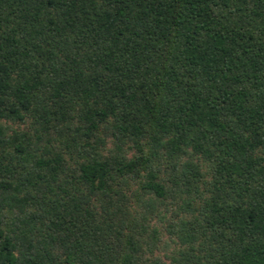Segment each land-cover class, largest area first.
Here are the masks:
<instances>
[{"label":"trees","instance_id":"obj_1","mask_svg":"<svg viewBox=\"0 0 264 264\" xmlns=\"http://www.w3.org/2000/svg\"><path fill=\"white\" fill-rule=\"evenodd\" d=\"M0 264H264V0H0Z\"/></svg>","mask_w":264,"mask_h":264},{"label":"rangeland","instance_id":"obj_2","mask_svg":"<svg viewBox=\"0 0 264 264\" xmlns=\"http://www.w3.org/2000/svg\"><path fill=\"white\" fill-rule=\"evenodd\" d=\"M161 226V225H160ZM165 239H166V237H165ZM175 248V244L173 243L172 244V249H174ZM161 257H162V259L164 260V261H166L167 263H169L170 261L167 259V258H165V253L164 252H160V253H158Z\"/></svg>","mask_w":264,"mask_h":264}]
</instances>
